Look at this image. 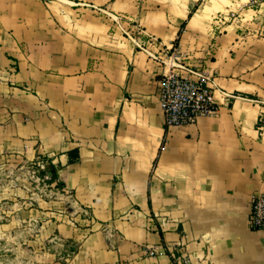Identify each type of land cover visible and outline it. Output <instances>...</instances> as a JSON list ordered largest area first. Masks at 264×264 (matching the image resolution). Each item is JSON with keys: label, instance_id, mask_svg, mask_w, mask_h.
Masks as SVG:
<instances>
[{"label": "crops", "instance_id": "crops-1", "mask_svg": "<svg viewBox=\"0 0 264 264\" xmlns=\"http://www.w3.org/2000/svg\"><path fill=\"white\" fill-rule=\"evenodd\" d=\"M169 56L216 114L166 126ZM0 153L42 158L81 210L66 264H264V0H0Z\"/></svg>", "mask_w": 264, "mask_h": 264}, {"label": "rangeland", "instance_id": "rangeland-1", "mask_svg": "<svg viewBox=\"0 0 264 264\" xmlns=\"http://www.w3.org/2000/svg\"><path fill=\"white\" fill-rule=\"evenodd\" d=\"M42 158L0 153V264H66L79 248L81 210Z\"/></svg>", "mask_w": 264, "mask_h": 264}, {"label": "built area", "instance_id": "built-area-1", "mask_svg": "<svg viewBox=\"0 0 264 264\" xmlns=\"http://www.w3.org/2000/svg\"><path fill=\"white\" fill-rule=\"evenodd\" d=\"M261 2L263 0H248L252 6ZM186 69L177 65L172 56L164 63L159 82V97L166 126L194 124L200 118L218 112L217 93L211 78L206 74ZM249 220L254 229L264 227V194L253 198ZM154 254L155 251H152L151 255ZM174 264L195 263L188 255L183 254L177 257Z\"/></svg>", "mask_w": 264, "mask_h": 264}, {"label": "trees", "instance_id": "trees-1", "mask_svg": "<svg viewBox=\"0 0 264 264\" xmlns=\"http://www.w3.org/2000/svg\"><path fill=\"white\" fill-rule=\"evenodd\" d=\"M68 155H69L68 163H72V162L77 161V159L79 158V152H78V149L70 150V151L68 152Z\"/></svg>", "mask_w": 264, "mask_h": 264}]
</instances>
